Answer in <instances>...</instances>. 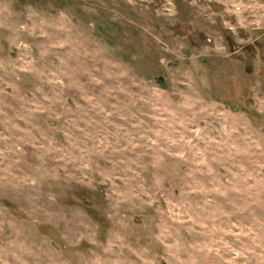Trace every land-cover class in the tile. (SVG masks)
Returning <instances> with one entry per match:
<instances>
[{
  "label": "rangeland",
  "instance_id": "1",
  "mask_svg": "<svg viewBox=\"0 0 264 264\" xmlns=\"http://www.w3.org/2000/svg\"><path fill=\"white\" fill-rule=\"evenodd\" d=\"M0 264H264V0H0Z\"/></svg>",
  "mask_w": 264,
  "mask_h": 264
}]
</instances>
